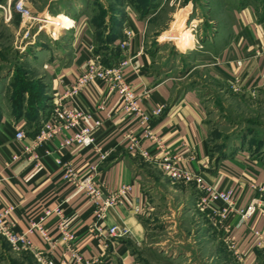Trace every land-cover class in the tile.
Listing matches in <instances>:
<instances>
[{
  "label": "crops",
  "instance_id": "1",
  "mask_svg": "<svg viewBox=\"0 0 264 264\" xmlns=\"http://www.w3.org/2000/svg\"><path fill=\"white\" fill-rule=\"evenodd\" d=\"M207 8L204 14L210 31L203 29L207 36L203 58L188 73L192 74L200 66L212 79L226 83L234 91L242 87L264 88V8L241 0L236 3L220 1ZM73 17L69 21L76 20L75 26L65 29L71 32L70 53H60L45 64L47 107L40 110L44 112L38 117L39 121L25 115L0 118V209L9 205L13 208L9 217L12 229L26 233L31 223L46 215L42 224L51 243L44 241L36 229L27 236L34 248L44 253L48 264H73L74 252L90 264H142L138 253L152 248L154 239L160 237V231L153 225L166 222L174 228L180 218L190 216L193 223L204 228L203 234H196L202 244L183 252L192 264H229V257L234 264H264V241L257 245L254 238H249L250 230L256 228L264 240V162L241 151L214 162L207 147L208 123L200 93L194 87L179 90L174 78L160 77L153 71L152 55L144 45L147 21L129 14L123 23V28H130L135 35L129 51L130 66L125 68L126 80L142 97V110L150 112L163 107L160 115L151 116L149 125L165 148L184 155L183 164L206 183L219 189L233 188L237 206L256 203L257 211L250 218L231 217L230 237L237 245L239 258L227 250L222 223L212 220V210L198 207L200 193L194 183L166 185L164 182L168 178L157 164L128 150L123 134L132 131L141 137L142 127L133 117L123 114L120 96L110 93L100 81L84 87L72 102L88 113L101 102L106 103L104 109L93 113L85 124L92 127L95 119L102 121L94 138L99 147L110 152L108 159L99 166V180L104 191L129 185L122 203L110 209L102 221L105 226L128 229L126 236L97 239L91 225L90 201L62 179V167L55 159L70 162L80 169L98 161L90 148L61 147L68 131L38 148L41 154L38 166L18 157L21 144L33 138L36 128L49 116L54 102L84 71L87 57L97 56L101 61L86 14L83 12L74 20ZM176 21L178 28L184 25V19ZM31 35L36 36V33ZM146 90L147 95L142 96ZM20 129L26 133L22 143L15 140V133ZM141 146L154 149L148 139H141ZM253 185L263 190L254 189ZM60 223L73 235L71 240L61 237ZM196 237L189 240L196 244ZM218 239L224 242L222 250L213 245Z\"/></svg>",
  "mask_w": 264,
  "mask_h": 264
},
{
  "label": "rangeland",
  "instance_id": "2",
  "mask_svg": "<svg viewBox=\"0 0 264 264\" xmlns=\"http://www.w3.org/2000/svg\"><path fill=\"white\" fill-rule=\"evenodd\" d=\"M220 1L226 0H12L9 13L0 9V116L11 118L22 111L21 107L33 111L38 102L35 98H46L45 64L60 53H70L71 32L64 26L72 23L71 17L77 18L84 12L94 34L95 29L104 32L119 23L123 34L127 28H123V23L130 14L147 21L144 45L152 55L153 71L160 77L174 78L179 90L194 87L199 91L208 123L207 146L214 162L240 151L264 162V88L242 87L234 91L226 83L212 79L200 66L188 73L203 58L206 30L210 31L204 12ZM241 1L264 8V0ZM0 2L5 6L8 0ZM18 2L37 19L57 16V21L52 24L24 19L16 11ZM175 19H184V25L178 28ZM185 30L192 31V41L173 38ZM111 49L104 57L113 53ZM168 179L166 185L180 186ZM166 224L169 223L153 225L160 237L154 239L152 248L138 253L140 262L192 264L183 252L202 244L197 235L203 234L204 228L193 223L190 216L180 218L174 228L171 223L165 227ZM191 237H196V244L189 240ZM213 245L221 250L225 246L219 239ZM230 261L229 257V264H234ZM0 264L40 263L29 251H12L0 236Z\"/></svg>",
  "mask_w": 264,
  "mask_h": 264
},
{
  "label": "built area",
  "instance_id": "3",
  "mask_svg": "<svg viewBox=\"0 0 264 264\" xmlns=\"http://www.w3.org/2000/svg\"><path fill=\"white\" fill-rule=\"evenodd\" d=\"M11 2L12 0H8L5 6L0 4V9L4 13H9ZM19 3L15 8L16 11L20 12L22 18L27 20H42L46 23L49 22L46 21L48 18L45 17L42 19L35 18L29 9L21 7ZM75 21L64 26V29L73 28ZM134 36V32L130 28L123 30L122 37L116 40V44L122 55L112 65L103 64L97 56L91 55L87 57L84 71L76 78L69 89L54 102L49 116L41 122L33 138L28 143L21 144L18 157L22 156L27 162L32 163L34 167L38 166L41 161V154L38 148L43 145L47 146L55 137L68 131L69 133L64 135L60 143L61 147L80 146L90 148L96 154L98 161L89 164L84 169H80L70 162H63L57 158L55 159V163L60 168L62 167V179L67 184H70L74 191L83 193L88 201H90L93 209L91 225L97 239L106 240L111 237L119 238L126 236L129 233L128 229L118 225L105 226L102 221L110 209L122 203L124 195L129 190V185L125 186L123 184L115 190L104 191L103 185L99 180V166L108 159L110 152L99 147L94 138V132L101 125L102 121L99 118L95 119L92 127L85 124V120L90 119L93 113L102 111L106 103L104 101L101 102L92 113H88L76 107L72 102V98L79 94L84 87H87V85L95 81H100L110 93H116L120 96L123 114L133 117L142 127L141 137L136 136L132 131H127L123 134V141L127 144L126 147L128 150L139 154L148 162L157 164L172 182L194 183L200 193L197 203L199 205L198 207L201 210H212V220L216 221L217 219L218 222L222 223L225 232L224 242L228 250L231 251L235 258H239L237 245L230 237L231 217L238 215L241 219H248L257 211V205L256 203H250L244 207L237 206L236 191L233 188L219 189L203 181L196 172L183 164L184 155L169 151L160 142V138L154 135L150 128L149 120L151 116L160 115L163 107H158L150 112L142 110L140 106L142 97L130 85L125 76V68L128 65L130 66L131 57L129 56V51ZM147 93V90L144 91L142 96H146ZM25 139L26 133L24 129H20L15 133V140L18 142L22 143ZM141 139L150 140L153 143L154 149L143 148L141 146ZM45 153H48V151L46 150ZM253 188L260 191L263 190L262 187L254 185ZM12 209L10 205L9 207L0 209V236L8 243L12 251H29L37 262L40 264H48L44 253L35 249L27 236V233L33 232L36 229L44 241L51 243L48 233L45 232L44 225L42 224L46 215L36 223H31L26 233L15 232L9 221ZM59 229L63 239L71 240L73 235L66 230L64 224L60 223ZM249 238H254L257 245L262 244L264 241L261 232L256 230V228L250 230ZM73 264H90V262L84 260L79 253L74 252Z\"/></svg>",
  "mask_w": 264,
  "mask_h": 264
},
{
  "label": "trees",
  "instance_id": "4",
  "mask_svg": "<svg viewBox=\"0 0 264 264\" xmlns=\"http://www.w3.org/2000/svg\"><path fill=\"white\" fill-rule=\"evenodd\" d=\"M95 37H96L95 41L97 43V51L100 53V56H101V62L105 65H112L113 63H115L116 59L120 55V49L118 45L116 44V40L122 37V33L120 32V24L115 23L112 29H107L104 32L98 31V29H95ZM101 38L103 39L101 40ZM109 47L112 48L111 50L113 51V53L109 55V57H104L105 56L104 54H106L105 52L107 51ZM35 100H37L38 102L36 104V108L33 111H28V110L25 111L23 110L24 107H21L20 110L22 111H19L13 117L18 118L21 115H25L26 117H28V119H34L38 122L39 121L38 117L41 116L42 112H44L47 106H45L46 101L44 98L38 99V97H36ZM41 109H44V110L40 112ZM38 129L36 128V132L38 131ZM208 151H209V148H208Z\"/></svg>",
  "mask_w": 264,
  "mask_h": 264
},
{
  "label": "bare ground",
  "instance_id": "5",
  "mask_svg": "<svg viewBox=\"0 0 264 264\" xmlns=\"http://www.w3.org/2000/svg\"><path fill=\"white\" fill-rule=\"evenodd\" d=\"M48 19L46 20L49 23L54 24L55 21H57V16L53 17L52 19L47 17ZM173 36V35H172ZM174 39L181 40V42H190L193 39V34L191 30H185L181 32L178 36H173Z\"/></svg>",
  "mask_w": 264,
  "mask_h": 264
}]
</instances>
